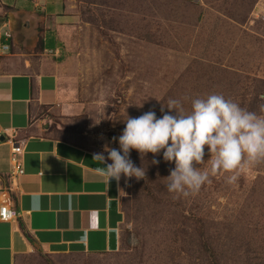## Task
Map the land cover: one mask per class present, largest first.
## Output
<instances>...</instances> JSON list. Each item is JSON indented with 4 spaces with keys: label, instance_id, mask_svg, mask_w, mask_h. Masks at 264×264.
<instances>
[{
    "label": "rangeland",
    "instance_id": "374dc122",
    "mask_svg": "<svg viewBox=\"0 0 264 264\" xmlns=\"http://www.w3.org/2000/svg\"><path fill=\"white\" fill-rule=\"evenodd\" d=\"M36 1L41 9L19 15L14 34L20 51L58 65L62 107L72 110L37 112L59 125L57 136L107 159L127 118L174 115L170 98L190 111L192 99L219 93L264 115V0ZM44 36L52 50L59 41L58 55L42 50ZM129 158L146 176L121 175L120 249L53 264H264V162L234 185L218 174L195 196L174 198L165 185L175 165L163 150Z\"/></svg>",
    "mask_w": 264,
    "mask_h": 264
},
{
    "label": "crops",
    "instance_id": "0c3cea01",
    "mask_svg": "<svg viewBox=\"0 0 264 264\" xmlns=\"http://www.w3.org/2000/svg\"><path fill=\"white\" fill-rule=\"evenodd\" d=\"M37 3L0 0V205L7 203L14 213L10 221L0 220V264L30 256L53 264L63 257L115 253L121 246L120 180L108 184L98 171L104 165L93 160L98 152L57 136L59 125L37 113L72 110L62 107L56 61L21 52L16 43L17 17H31L41 9ZM5 32L12 37L6 40ZM44 48L58 55L59 41L54 50ZM23 140L25 174L11 187L13 143Z\"/></svg>",
    "mask_w": 264,
    "mask_h": 264
},
{
    "label": "clouds",
    "instance_id": "9594fccd",
    "mask_svg": "<svg viewBox=\"0 0 264 264\" xmlns=\"http://www.w3.org/2000/svg\"><path fill=\"white\" fill-rule=\"evenodd\" d=\"M166 106L175 114L157 118L154 111H148L126 119L118 138L120 149L106 148L112 163L106 164L103 153L94 154L93 160L104 165L98 171L108 184L113 179L119 182L121 175L126 179L145 178L146 170L136 167L129 158L133 149L142 159L163 150L164 161L174 162L165 185L174 198L195 196L210 176L218 174H228L226 182L234 185L245 167L264 162V115L219 93L192 99L190 111H185L177 99L170 98ZM158 163L152 160V164ZM206 163L208 167H200Z\"/></svg>",
    "mask_w": 264,
    "mask_h": 264
},
{
    "label": "built area",
    "instance_id": "2783aa9c",
    "mask_svg": "<svg viewBox=\"0 0 264 264\" xmlns=\"http://www.w3.org/2000/svg\"><path fill=\"white\" fill-rule=\"evenodd\" d=\"M8 27V25H5ZM6 40L12 37L11 33L5 32ZM2 49L4 51L9 50L8 44H3ZM25 147V141H19L17 143H13L12 147V156H11V173H10V185L11 187L16 186L20 177L25 174L24 163L19 158V156L23 153ZM14 217V213L11 210L10 206L7 203H2L0 205V220L2 221H10Z\"/></svg>",
    "mask_w": 264,
    "mask_h": 264
},
{
    "label": "trees",
    "instance_id": "16d2710c",
    "mask_svg": "<svg viewBox=\"0 0 264 264\" xmlns=\"http://www.w3.org/2000/svg\"><path fill=\"white\" fill-rule=\"evenodd\" d=\"M38 42L40 43V46L42 47V50L45 49L44 46H45V38L44 37H38Z\"/></svg>",
    "mask_w": 264,
    "mask_h": 264
}]
</instances>
